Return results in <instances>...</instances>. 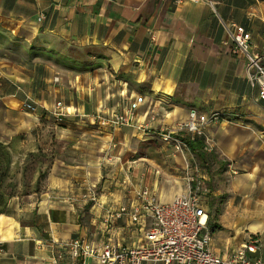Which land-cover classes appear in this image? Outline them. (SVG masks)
<instances>
[{"label":"crops","instance_id":"1","mask_svg":"<svg viewBox=\"0 0 264 264\" xmlns=\"http://www.w3.org/2000/svg\"><path fill=\"white\" fill-rule=\"evenodd\" d=\"M220 20L243 25L261 49L264 0H0V116L19 121L29 99L38 107L32 114L54 118L60 101L58 134L77 148L59 160L65 165L52 174V189L8 200L0 264H100L71 255L75 238L139 245L151 218L109 222L107 211L144 187L162 202L186 190L194 155L187 148L185 159L159 132L187 120L190 109L221 114L202 136L214 162L225 164L224 184L209 187L208 223L215 214L219 224L212 248L226 254L254 235L264 259V100ZM138 94L146 100L137 110L143 127L100 122L98 114L120 111ZM89 182L98 184L96 202L64 197Z\"/></svg>","mask_w":264,"mask_h":264},{"label":"built area","instance_id":"2","mask_svg":"<svg viewBox=\"0 0 264 264\" xmlns=\"http://www.w3.org/2000/svg\"><path fill=\"white\" fill-rule=\"evenodd\" d=\"M230 40L231 52L244 57L248 79L258 91L260 100H264V42L260 50L252 47L250 32L240 24L220 20ZM144 95L138 94L127 101L120 111H106L98 114L100 122L111 130L122 126H142L137 115L138 108L145 102ZM29 112H37V105L27 99L22 104ZM147 114V112H146ZM54 119L61 122L65 116L62 103L56 102L53 109ZM218 111L200 113L190 109L188 119L168 129L165 126L160 138L173 142L182 150L180 132L191 138L204 136L205 126L218 121ZM188 148V147H187ZM203 149L210 151V146ZM128 177L122 179L126 182ZM204 174L198 167L186 175L187 188L175 195L170 201L162 202L154 191L141 188L136 191L135 199L118 204L115 209L107 211L106 220L111 222L126 216L131 222H142L147 216L151 223L144 229V240L137 246H126L111 241L95 245L80 238L68 242L71 255L92 256L100 264H141L151 260L159 264H264L258 254L260 242L256 236H249L226 254H220L212 248V230L208 223V193ZM84 203L97 201L98 192L95 184L86 188L82 194Z\"/></svg>","mask_w":264,"mask_h":264},{"label":"rangeland","instance_id":"3","mask_svg":"<svg viewBox=\"0 0 264 264\" xmlns=\"http://www.w3.org/2000/svg\"><path fill=\"white\" fill-rule=\"evenodd\" d=\"M22 110L19 121H8L0 116V140L7 145L11 153V163L6 175L2 179L0 191L7 193L10 187L6 184L11 181L15 197H19L22 200L25 198L35 200L41 193L52 189L51 186L53 180H55L52 174H54L59 167L65 165V163H60L59 160H64L65 157L72 154V150H77V148L70 145L72 141H67L69 139H67L65 135L58 134L60 128L63 127L66 115L61 122H57L54 118L46 116L45 114L35 116L32 112L25 110L23 106ZM174 126L175 125L167 126V128L170 129ZM177 149H179V155L185 153L187 156H192V152L189 153L184 144H182L183 151L180 147H177ZM205 154L207 158L204 161H201L193 154L195 161L191 158L187 166L189 168L192 167L193 170H195V167H198L199 173L204 174L206 172L208 176L212 175L210 179H205L208 188L214 187L219 183L224 184L225 178L220 175V172L225 166L224 162L221 164L215 163L211 151H207ZM183 157L185 156L183 155ZM193 170L190 169V172ZM212 179L214 181H212ZM92 184L96 185L98 192V184L89 182L84 185L77 184L78 190L66 194L64 197L71 202L81 201L84 203L82 194L86 191V188ZM123 184L127 185L128 179H126V182H123ZM56 191L58 192L60 190L56 189ZM209 195L208 193V200ZM224 198V193L219 194L218 203H222ZM217 219L215 214L209 217V227L210 229L212 228L211 230L213 231L215 224H218ZM243 231L246 230L239 229L240 233ZM214 241L218 245L222 243V240L216 238V236L214 237Z\"/></svg>","mask_w":264,"mask_h":264},{"label":"trees","instance_id":"4","mask_svg":"<svg viewBox=\"0 0 264 264\" xmlns=\"http://www.w3.org/2000/svg\"><path fill=\"white\" fill-rule=\"evenodd\" d=\"M177 135H180L178 133ZM181 139L189 148L190 152L196 155L201 161H204L207 157L205 154V150L203 149V137L202 136H195L193 138L182 135ZM11 163V153L7 147V145L0 140V186L2 184V179L6 175V172L9 169V165ZM9 188L7 193H3L0 191V216L2 213L5 212L8 200L14 196L12 182L9 181L6 184ZM215 227H219V224H215Z\"/></svg>","mask_w":264,"mask_h":264}]
</instances>
